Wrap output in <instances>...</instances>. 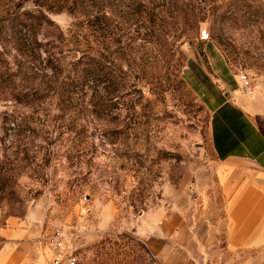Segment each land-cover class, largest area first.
I'll list each match as a JSON object with an SVG mask.
<instances>
[{
	"label": "rangeland",
	"instance_id": "1",
	"mask_svg": "<svg viewBox=\"0 0 264 264\" xmlns=\"http://www.w3.org/2000/svg\"><path fill=\"white\" fill-rule=\"evenodd\" d=\"M239 72L264 90V0H0V225H66L78 264H175L134 229L213 184L207 94Z\"/></svg>",
	"mask_w": 264,
	"mask_h": 264
},
{
	"label": "crops",
	"instance_id": "2",
	"mask_svg": "<svg viewBox=\"0 0 264 264\" xmlns=\"http://www.w3.org/2000/svg\"><path fill=\"white\" fill-rule=\"evenodd\" d=\"M213 84L206 99L213 184L199 183L196 195L172 201L134 231L162 261L264 264V90L248 96ZM52 256L39 217L0 225V264H50Z\"/></svg>",
	"mask_w": 264,
	"mask_h": 264
},
{
	"label": "built area",
	"instance_id": "3",
	"mask_svg": "<svg viewBox=\"0 0 264 264\" xmlns=\"http://www.w3.org/2000/svg\"><path fill=\"white\" fill-rule=\"evenodd\" d=\"M237 81L246 95H254L256 85L246 73L239 72ZM74 235L70 227L60 225L45 236V242L53 253L50 264H78L76 251L73 248Z\"/></svg>",
	"mask_w": 264,
	"mask_h": 264
},
{
	"label": "trees",
	"instance_id": "4",
	"mask_svg": "<svg viewBox=\"0 0 264 264\" xmlns=\"http://www.w3.org/2000/svg\"><path fill=\"white\" fill-rule=\"evenodd\" d=\"M32 7V5H30L29 7H27L28 9H27V11H25L23 14L24 15H31V13L33 12L31 9ZM24 26H26L27 28H32V21L30 20V21H28V19H25L24 20V24H23ZM33 33V34H32ZM30 34H32V35H34V32H31ZM22 38H24V37H22ZM23 40V39H22Z\"/></svg>",
	"mask_w": 264,
	"mask_h": 264
},
{
	"label": "water",
	"instance_id": "5",
	"mask_svg": "<svg viewBox=\"0 0 264 264\" xmlns=\"http://www.w3.org/2000/svg\"><path fill=\"white\" fill-rule=\"evenodd\" d=\"M141 90L144 91V92L147 91L145 87H141Z\"/></svg>",
	"mask_w": 264,
	"mask_h": 264
}]
</instances>
